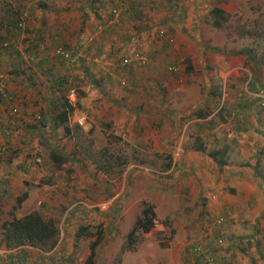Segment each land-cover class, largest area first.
I'll return each mask as SVG.
<instances>
[{"label": "crops", "instance_id": "obj_1", "mask_svg": "<svg viewBox=\"0 0 264 264\" xmlns=\"http://www.w3.org/2000/svg\"><path fill=\"white\" fill-rule=\"evenodd\" d=\"M44 3L45 7L34 9L26 21V35L36 41V49L40 51L36 59L29 62V69L34 72L32 78L20 83L16 76L17 83L8 86L23 97L24 105L18 99L16 102L21 121L18 127L20 134L26 132L28 114L36 113L32 103L38 96L35 97L29 88L35 87L41 92L43 103L48 105L51 100L52 80L40 71L50 66L53 43L64 42L71 49L70 62L65 64L66 71L70 72L71 78H76L82 88L88 89L89 82L94 87L100 81L105 83V68L99 65L96 58L73 59V52L75 56H80L81 47L85 50L95 38L99 44L97 51L105 54L107 42H115L112 47H117L121 43L126 44L129 36L134 34L128 29V33L123 35L117 32V37L111 33L102 38L106 35L107 25L117 22L111 18L105 21L109 8L104 0H44ZM30 4L31 1L27 2L28 6ZM236 7L232 0H184L178 14L179 23L172 34L173 44L168 45L174 49L173 52L160 41L146 50L154 62L165 61V64L170 56L178 60L175 64L180 66L176 74L170 75L160 68L158 64L161 62L151 63L154 69L146 74L152 73L161 78L158 79L160 90L165 87V92L168 91L161 95L163 93L157 88L156 108L159 112L153 115L155 121L150 119L152 123L148 129L158 132L162 147L174 155L170 169L163 173L164 181L154 182L158 187V206L152 203L155 214L158 212L166 219L169 236L167 244L159 248L160 256H143L135 260L132 256L136 253L135 249L126 250L121 255L120 264H142L143 261L146 264H196L184 248L187 242L197 240L207 244L212 241L215 232L213 219L220 214L225 218L221 225L224 240L216 247L214 264H264V115L257 108L253 90L264 84V60L260 56L264 45L254 58L248 57L245 44H239L237 51L218 49L223 46L224 36L219 29L221 25L214 24L219 20L210 11L211 8H218L232 14ZM197 33L201 36L196 40ZM23 37L25 35L20 33L19 39ZM139 39L141 41V36ZM129 43L132 45V42ZM10 65L9 59L4 58L0 76H8L6 72ZM181 76L183 84L180 90L171 95L172 79L175 77L178 80ZM91 79L94 81L91 82ZM204 82L206 86L200 91ZM212 87L218 89L219 97L205 96ZM139 88V93L146 94ZM126 94L121 93L126 101L136 99L138 102L132 109L146 108L141 107L142 103H147L144 100L146 96L139 102L134 93ZM196 109L200 111L195 116ZM148 110L138 113L139 120H144L143 113L147 114ZM7 112V105L0 100V224L9 218L12 205L23 193L25 197L13 210L15 217H21L35 208H40L49 216L59 200L67 202V206L59 216V237L51 250L40 251L27 244L6 249L0 240V264H81L89 252L87 244L91 238L75 237L77 226L100 225L104 234L97 246L106 242L111 232L115 233L114 240L118 239L124 231L118 230L123 217L118 219L117 214L125 216L130 212V205L137 208V203L145 200L137 197L124 203L128 187L141 181L138 175L131 173H123L117 180L106 178L88 160L77 156V161L65 164L71 170L69 173L65 174L62 170L61 178L48 182L47 177L51 174L38 166L36 152L41 144L46 145L40 142V138L45 140V135L53 130L54 133L61 131L60 128L51 125L50 116L44 131L32 132L34 140L22 146L2 132ZM76 114L74 110L68 115V120L71 118L74 121ZM171 124L174 125L172 132L169 128ZM45 141L48 144L49 141ZM66 147L70 149V146ZM28 152H32L31 159L26 157ZM169 188H173V192ZM73 198L77 200L68 202ZM168 203L173 206H167ZM114 240L113 243H116L117 240Z\"/></svg>", "mask_w": 264, "mask_h": 264}, {"label": "trees", "instance_id": "obj_2", "mask_svg": "<svg viewBox=\"0 0 264 264\" xmlns=\"http://www.w3.org/2000/svg\"><path fill=\"white\" fill-rule=\"evenodd\" d=\"M142 0H104L106 4L108 5L107 12L105 15V21H107L109 18H111V9L112 8H119L120 12L117 15V22L118 28L115 26V24L107 25L108 28L106 29V35L109 36V34H113L118 32L120 29H125V26L128 25V22L130 20L133 21L134 17H140L142 15V10L140 5L142 4ZM148 2H151L152 5H156L157 7L161 8L166 14L173 15L175 12L174 10L178 7L181 8L183 0H148ZM162 4H161V3ZM44 0H32L31 4L28 6L27 3L18 1L16 7L13 6L11 3H5L3 5H0V12H2V15L0 16V42L4 40H8L9 36H13V34L25 33V37L22 38V45H18L17 48L12 47V43L8 44L7 46L2 47L0 49V66H2L4 62V58H8L11 62L10 69L7 70V75L0 76V85H3L4 89L15 96L18 101L21 104L24 105L23 97L18 93L16 90H11L10 85H13V82H15V77H19V82L24 83L25 80H29L32 78L33 71H30L29 69V62H33L32 60L36 59L35 57L38 56L39 50L36 49V41H33L32 39H29L26 34H28V29L26 25V21L29 17V14L33 12L34 9H43L45 6ZM26 9L27 15L26 18L22 17V20L19 18V14L22 10ZM168 10L170 14L166 11ZM211 13L217 17L219 20L218 22H215L214 24L216 26L221 25L220 21H227L230 18V14H227L223 11H221L218 8H211ZM177 17V14H174ZM177 19V18H176ZM22 21L23 25L22 27L18 26V22ZM246 24L244 22L242 24H238L235 27V34L234 37L240 38V37H247L250 38L251 41H255L257 43L264 44V29L261 27L260 22L256 21V18H251L249 20H245ZM115 30V31H114ZM166 33L168 36L163 40L162 42L165 46L166 44L170 46V43L168 42L169 39L173 40V35L170 32L171 29H168ZM103 33V32H102ZM105 33V32H104ZM230 31L227 32V36H229ZM103 36L102 38H104ZM96 37H99L98 35ZM126 37V36H125ZM100 43V41H99ZM53 56L50 59V66H46L44 70H41V74H45L47 79L52 80V89H50V95L51 100L49 104L43 103L40 99L41 92L36 89L35 87L29 88L30 92L34 94V96H38L33 100L32 106H34V110L36 113H29L28 118L25 126L26 132H23V134L18 135H11V134H4L6 137H10L11 139H14L18 141L21 145L23 144H29V141H31L32 132L35 131H44L46 127V122L48 123V117L51 118V125L54 127H59L61 132L60 135L64 136L67 140L73 139L72 145L70 146V149L64 151L65 147V141L61 147L53 146L50 142L48 144L46 143V139L43 140L40 138V142L45 143L47 153H48V159L51 163V166L55 170H63L65 174L67 172L69 173L71 170L70 168L65 165L68 161H77V156H81L82 158L88 160L95 168V170L100 171L107 177H116L119 172L123 169V167L129 162L128 159L124 158L120 154H114L113 152L108 151V148L106 144L98 148L97 150H93L92 148H89L88 146L91 145L92 139L89 138L87 140H80V136L82 135V128L81 125H78L75 120L72 122H69L68 115L71 114L75 108L74 106H70L65 102L64 98V89L66 85H70L74 87L76 90V105L79 106V98L83 95V92L81 90V86L75 81L76 78H71L70 72L66 71L67 62L69 61V58L71 56V49L67 47V45L64 42H56L53 43ZM124 43H121V47L113 48L112 53L110 55V51L105 52V57L102 56L101 51H97L99 48V44L96 42L95 38L91 39V42H89L86 45L85 48V55H88L92 58H96L98 61V58H100V63L104 64L102 67L105 68L104 70V76H106V81L109 85L115 84L117 87L121 88L123 91H126L128 93H134L135 95H140L138 89V86H140V90H144V92H148V85L152 83L149 81V78L147 76L143 75L140 76L143 82L137 79L138 72L137 70H140V68L148 66L147 57L148 55L143 53L141 50L132 49L129 53H127L123 45ZM59 46L64 50H68L69 56L63 57L62 55H59L54 52V49ZM70 49V50H69ZM76 50V49H75ZM248 55L249 58H254L257 54L256 48L252 45L244 49ZM244 50H240L243 52ZM126 52V54H124ZM26 55H24V54ZM137 53L142 57V61L136 57H134L132 54ZM21 54L24 57H28L27 61H25L23 58L21 59ZM118 54V55H117ZM124 54L123 56L119 57L120 55ZM261 58L264 60V52H260ZM31 57V59H29ZM84 57H80L79 59H82ZM126 58L127 61L122 63L121 59ZM78 59V58H76ZM25 63H23V61ZM82 61V60H81ZM22 62V63H21ZM108 62H113L112 64L115 66H111V69L114 70V76L111 74V71L106 70V67H108ZM33 64V63H32ZM150 64V63H149ZM173 66H176L173 64ZM119 67V68H118ZM120 68L127 69V75L126 77L121 73ZM109 69V68H108ZM171 72L173 70L167 68ZM178 71V70H177ZM177 71H173L174 74L177 73ZM1 73V72H0ZM134 80V81H133ZM17 83V82H15ZM150 87V85H149ZM248 89H250V86H247ZM9 88V90H8ZM264 88V84H261L253 90L256 92L259 89ZM217 88H210L206 95H213L216 97H219V93L216 91ZM143 93V92H142ZM144 94V93H143ZM48 97V98H49ZM40 101L38 102V100ZM1 100V99H0ZM254 100H256L254 98ZM2 101V100H1ZM19 103V102H18ZM48 106V107H47ZM198 111L200 109L195 110V116L198 115ZM20 116V115H19ZM35 116H39V119H36ZM19 125H21L20 117L18 118ZM71 123V124H70ZM55 129V128H53ZM91 129H88L87 132H90ZM40 133H38L39 135ZM9 135V136H8ZM51 137L54 135L53 132L49 133ZM107 137L114 138V141H124V139L120 135L115 134H108ZM83 141V142H82ZM85 142V143H84ZM22 145V146H23ZM26 155V154H25ZM32 152H28L26 157L28 159H31ZM165 161L161 164L160 169L161 170H167L171 167V158L170 153L164 154ZM142 163V161H139ZM48 182L53 181L52 175H49L47 177ZM25 197V193L18 196L15 200V203L12 205L10 209V216L0 224V240L3 242L4 247L6 249L15 248L20 245L27 244L31 247H34L40 251H48L51 250L58 238V220L59 216L63 212L64 208L67 206V202L63 200H59V202L56 204L53 212L47 216L45 215L40 208H35L28 213L24 214L21 217H15L13 216V210L19 205L20 201ZM67 201V199H65ZM77 200V198H73L68 200V202H73ZM141 208L139 210V214L135 217V219L132 222V225L126 235L124 236L123 240L120 243L119 249H118V255L115 257L113 264H120L121 262V255L126 250H134L137 243L140 242L143 239L144 234L148 233L152 227L155 220V211H154V205L151 202H148L146 200H141L139 203ZM162 225H166V219L162 220ZM160 235V233H159ZM89 237L91 240L88 242V250L89 252L83 259L81 264H95V257H96V246L98 243L101 242L103 239V230L100 228V225H91V224H80L77 226L75 231V237ZM163 240L160 238L157 239L158 245L161 247L165 245V241L167 240V237H163ZM215 239V238H214ZM212 239V241H209L207 244L202 241H194V242H187L184 252L188 253L191 257L194 259V262L196 264L204 263V264H214L216 252H217V245H215V240ZM210 249L211 254L213 255V260L210 263L206 262V259L203 256V253H207V250Z\"/></svg>", "mask_w": 264, "mask_h": 264}, {"label": "rangeland", "instance_id": "obj_3", "mask_svg": "<svg viewBox=\"0 0 264 264\" xmlns=\"http://www.w3.org/2000/svg\"><path fill=\"white\" fill-rule=\"evenodd\" d=\"M20 1L27 3L32 0H20ZM232 1L237 5V7L235 11L232 14H230L231 15L230 18L227 21L221 23L219 29L223 32V36H224L223 40L225 44L223 43L222 47H217V48L223 50L226 49V50L237 51L239 50L237 49L239 44L240 46L242 44H245L243 46L246 47L253 45L257 50L256 52H260L264 44L251 41V39L247 37L236 38L234 37V34L236 30L235 29L236 25L242 24L243 22L244 24H246L245 20L250 21V19L253 17L256 18V21L260 22L261 27H263L264 29V0H232ZM4 2L11 3L13 4V6L16 7L18 0H0V5H3ZM141 2L142 4L140 5V7L143 12L142 15H140V17H134L133 21L130 20V22H128V25L125 26V29H120L118 31L123 35L125 33H128V29L129 30L131 29L130 31L132 32V34L134 33L133 35L129 34L130 36L128 41L126 42V44H123L125 46L124 50L127 53H129L132 49L138 48L143 53L147 54L146 50H150L149 48H151V46H153L155 43H159V41L164 42L163 40H161V38L157 36V32L159 30H163L164 32H167L169 31L168 29L170 28L171 29L170 32L173 34L174 29L177 28V25L179 23L178 22V14L180 10V8H178L179 6L174 10L175 12L174 14H177V17L174 14L171 15L170 12L166 10L170 14L169 17V15L166 14L161 8L157 7L156 5L151 6V2H149V4L148 2H146V0H142ZM182 4H184V0ZM0 10L2 11L1 8ZM208 13L210 14V11H208ZM1 15L2 12H0V16ZM115 26L118 28L117 24H115ZM228 31H230L229 36H227ZM19 34L20 32L18 34L15 33L13 34V36L12 35L9 36V39L12 42H16L19 46H21L23 43H22V38L19 39ZM114 36L117 37V32L114 34ZM140 36L142 38L141 41H139ZM200 36L201 35H198L197 33L196 40ZM207 41L206 42L209 45V40ZM129 42H132V45H129L130 44ZM226 42L228 43V45H226ZM112 43L114 44L115 42ZM112 43L107 42L108 47L106 50L110 51V55L113 51L112 49L113 48L116 49V47L114 46L112 47ZM121 46H122L121 44L117 46L118 48L117 53L119 52V48ZM166 47L169 48L167 44ZM189 47L192 48L191 43L189 44ZM169 49L172 52L174 50L172 48ZM78 50H80V47L78 48ZM126 52L124 54H126ZM74 53L75 52H73V54ZM73 54H72L73 59H75L76 57H85L92 60V57L85 55V50L82 47H81L80 56L79 55L75 56V54L73 56ZM124 54L120 55L119 57L123 56ZM105 55L106 54H102L103 57H105ZM168 57H169L168 62L163 64V62L165 61L155 60L154 62L153 58L148 56L147 57L148 66L140 68V70H137L139 71L137 79L140 80L141 79L140 76L143 75L145 76L146 74H148V72L151 69H154V67L150 66L151 63L158 64V62H161V64L158 65L163 70V72H167L170 75L172 74L174 75V72L173 71L171 72L167 68L173 66V64L176 65L175 63H178V60L175 61V59H171L170 56ZM99 61L100 58H98V62ZM23 63L25 62L23 61ZM112 63L113 62H108L109 69L106 68V70L111 71V74L114 76L113 73L114 70L111 69V66L113 65ZM99 65L103 66L104 64L99 63ZM180 65L183 66L185 64H180ZM175 67L179 69L180 66L178 67V65H176ZM120 69H123L120 71L125 77L129 75V73H127V69L124 68H120ZM175 77L172 79L171 82L172 84L171 87L169 88V90H172L170 93L171 95L174 94V92L177 93L180 90L179 89L180 85L183 84L182 76L179 77L181 80L180 82L177 79H175ZM147 78H149L150 81L152 82L149 84L150 87L148 85V89H147L148 92H146V94L140 93V95H136V97L139 99V102H141L142 98L146 96L144 97V100H147V103L141 104V107L146 106V108L144 109L143 108L132 109L133 106H137L138 104L136 99L134 100L127 99L126 101V97L124 95H121V93H123L127 96L126 91H123L115 84H111L112 86H108L106 78H105V83L104 81H100L97 84V87L91 85L90 82L88 83V89L80 87L83 92V95L79 98V106H74V108L76 109L77 113L83 112L85 114V120L81 124L82 135L80 136V138H78L79 141L80 140L85 141L91 138L92 142L91 145L88 146L89 148H92L93 150H97L98 148L106 144L108 151L113 152L114 154L115 153L120 154L129 161L116 177L112 178V177H107L106 175L105 177L117 180L118 178H120V176L123 173L125 175L129 173L138 175L141 183L137 185L134 184L133 187H128L127 193L124 198V203L127 204L130 201H133L134 199H137V197H139L140 200L145 199L146 201L151 202L153 204L155 203V205L158 206V202L156 200V196L158 194V187L155 185L154 182L164 181L163 179L165 178V174L163 173L166 170L160 169L161 164L165 161L164 154H166L167 152L170 153L171 159L174 157V155L171 151H168L162 147L163 143L162 141H160L161 135L156 131L153 132V128L148 129V126L150 125V123H152L150 122V119L155 121L153 115L154 113L159 112L157 111L156 108L157 99H158L157 88L159 89V92L161 91V93H163L161 95L167 94L168 91L165 92V87H162L163 89L160 90L158 79L159 80L162 79L159 78L157 75L150 73L149 75H147ZM92 81H94V79H91V82ZM205 86H206V82H204V86L201 88L200 91H202ZM146 109L149 110L147 111L148 112L147 114L143 113L144 115L142 116V118H144V120L143 119L139 120L140 118L137 116L138 113L146 112ZM165 109H167V107H165ZM77 115L78 114H76V116ZM69 122H72L71 118H69ZM126 123H128V125H126ZM169 128L171 129V132L172 130L174 131L173 124L169 125ZM88 129H91V131L87 132ZM60 133L62 132L57 130V132H55L52 137L50 135L48 136L45 135L44 139L48 140L53 146L55 145L57 147H61V145L65 141H67L65 142L66 145L64 148L68 150L69 148H67L66 146H71L73 139L69 138L67 140L64 136L60 135ZM18 134L20 133H15V134L12 133L11 135H18ZM108 134L120 135L124 139V141L123 142L120 140L114 141V138L107 137ZM33 138L34 137H32L31 140H34ZM172 144L173 143L171 142L170 145ZM36 156H38L39 158V161L37 163L38 166H42L46 170L47 174H51L54 179L53 181H55L57 177L61 178L63 176L62 169L60 171L55 170L51 166V163L48 159L47 149L44 144H41L40 149H38V151L36 152ZM139 161H142V163H140ZM107 188H109L108 185ZM169 189L171 190V192H173V188H169ZM137 204H138L137 208L136 205L133 206V204L130 205V207L128 206L129 207L128 210L130 212L127 213V215L119 216L117 214L118 219H122L123 217L121 227H119L118 230L121 231V229H123L124 232L119 235L120 238L118 236V239L117 238L115 239L117 240L116 243H113L115 233L113 232H111V234L109 233L108 236L110 237L108 238V240L102 243L101 246L96 247L95 264H113L115 257L118 255V249L120 246L119 244L123 240L128 230L130 229L133 220L139 214V210L141 206L139 205V202ZM167 206H173V205L168 203ZM96 207L97 206H95V208ZM97 208H100V206ZM118 213H120V211ZM130 220H132V222ZM162 220H164V216L158 214L157 212V214H155L154 222H162ZM168 228L162 225L160 229L152 228L148 233L144 234L143 239L140 242H138L135 247L136 253L132 255L135 256V260H139L143 256L148 258L160 256L162 253L159 248L162 247L158 245L157 239L160 238L161 240H163L162 239L163 237H167V240L165 241V244H167L168 236H169ZM57 236L59 237V231ZM142 264H146V263L143 261Z\"/></svg>", "mask_w": 264, "mask_h": 264}, {"label": "built area", "instance_id": "obj_4", "mask_svg": "<svg viewBox=\"0 0 264 264\" xmlns=\"http://www.w3.org/2000/svg\"><path fill=\"white\" fill-rule=\"evenodd\" d=\"M119 12H120L119 8H112L111 9L112 21H114L117 18V15L119 14ZM26 15H27V11H26V9H24L20 12L19 18L22 20V17L26 18ZM22 25H23L22 21H19L18 26L22 27ZM157 36L161 39H164L168 36V34L166 32H164L163 30H159L157 32ZM168 42L170 44H173L172 39H169ZM11 43H12L13 48L18 47V45L16 43H13L10 39H8V40H4V41L0 42V49H2V47L7 46L8 44H11ZM54 52L59 54V55H62L65 58L69 56L68 50H64L59 46H57L54 49ZM132 55L142 61V57L140 55H138L137 53H133ZM27 59H28V57L27 58L24 57L25 61H27ZM29 59H31V57ZM126 61H127L126 58L121 59L122 63H124ZM168 68L173 70V71L178 70V68L175 66H170ZM178 81L179 82L181 81L180 78L178 79ZM63 93H64L65 102L70 106H75L77 97H76V90L74 89V87L67 84ZM254 96L256 98V103H257L259 111L261 112V114L264 115V88L257 90L254 93ZM0 99L2 100V102H4L7 105V110H8L7 119H6V122L4 124L5 126L2 129V132L4 134L18 133V130H19L18 127L20 125H19V120H18L19 111H18L17 104H16L17 99L15 98V96L13 94L8 93L4 89L3 85H0ZM35 118L39 119V116H35ZM74 120L78 125H81L83 123V121L85 120V114L83 112H78V115ZM100 208H103V207L100 206ZM224 219L225 218L222 214L215 216L213 219V224L215 225V232L213 233L214 238H215L214 244L217 246H220L223 242V239H224L223 231L221 229V225H222ZM161 226H162L161 222H154L152 228L160 229ZM203 256L206 259L207 263H210L213 260V255L211 254L210 249L207 250V253H203Z\"/></svg>", "mask_w": 264, "mask_h": 264}]
</instances>
